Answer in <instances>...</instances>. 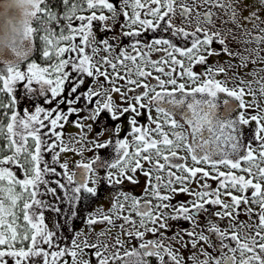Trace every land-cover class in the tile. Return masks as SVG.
<instances>
[{
	"label": "snow or ice",
	"instance_id": "1",
	"mask_svg": "<svg viewBox=\"0 0 264 264\" xmlns=\"http://www.w3.org/2000/svg\"><path fill=\"white\" fill-rule=\"evenodd\" d=\"M0 264H264V0H0Z\"/></svg>",
	"mask_w": 264,
	"mask_h": 264
},
{
	"label": "rangeland",
	"instance_id": "2",
	"mask_svg": "<svg viewBox=\"0 0 264 264\" xmlns=\"http://www.w3.org/2000/svg\"><path fill=\"white\" fill-rule=\"evenodd\" d=\"M67 131L68 132H75V129L74 128H72V127H69L68 129H67ZM102 203V201H99L98 203H96V204H93L89 209L87 208L86 210H85V214L87 213V211H94L95 210V205H96V207H98V208H102V207H106L107 206V204H105L106 206H104L103 204H101Z\"/></svg>",
	"mask_w": 264,
	"mask_h": 264
},
{
	"label": "flooded vegetation",
	"instance_id": "3",
	"mask_svg": "<svg viewBox=\"0 0 264 264\" xmlns=\"http://www.w3.org/2000/svg\"><path fill=\"white\" fill-rule=\"evenodd\" d=\"M107 196H108V193H107V192L103 193V194H102V198L99 199L98 201H96L94 204L98 203L99 201H102L101 204H103L104 206H106L105 204H107V206H108V199H107ZM92 205H93V204H92ZM92 205H91V206H92ZM107 206H106V207H107ZM106 207H103V208H106ZM88 209H89V208H88Z\"/></svg>",
	"mask_w": 264,
	"mask_h": 264
}]
</instances>
